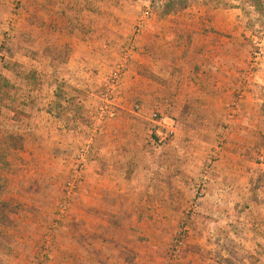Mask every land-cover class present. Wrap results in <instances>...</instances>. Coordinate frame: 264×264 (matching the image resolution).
Masks as SVG:
<instances>
[{
  "label": "rangeland",
  "instance_id": "374dc122",
  "mask_svg": "<svg viewBox=\"0 0 264 264\" xmlns=\"http://www.w3.org/2000/svg\"><path fill=\"white\" fill-rule=\"evenodd\" d=\"M161 4L0 0V264H264V13L171 15L202 14L210 43L195 74L211 105L189 129L127 84ZM111 11L127 28L113 44Z\"/></svg>",
  "mask_w": 264,
  "mask_h": 264
},
{
  "label": "crops",
  "instance_id": "0c3cea01",
  "mask_svg": "<svg viewBox=\"0 0 264 264\" xmlns=\"http://www.w3.org/2000/svg\"><path fill=\"white\" fill-rule=\"evenodd\" d=\"M113 14H115L113 11L106 13L103 17L111 18V21L106 20L105 22L103 20L102 22L105 23L102 24L101 22L98 25V40L100 42L104 40L105 43L113 44L120 39L119 34L126 36V26L122 27L121 21L120 23L117 22L118 26H116ZM190 14L192 15H186L184 12L169 16L166 19H157L156 17L151 19L143 35L138 39L143 54L142 58L136 57L134 60L135 67H138V71H136L138 73H132L127 78V84H133L132 88L134 89L138 83L143 82L145 84L144 100L159 104L161 112L168 115L166 117L169 119L172 116L173 121H176L180 115L187 113L185 122L189 125L186 127L192 129L196 128L194 116L198 114L197 112L201 115L208 113L211 97L207 79L198 80L195 74L198 68H203L201 73L206 71L208 74L210 73L207 65L210 43L200 31H197L200 28L198 24L201 23L198 19L203 15L201 14L196 18L193 15L195 13ZM195 18L197 21L194 23ZM195 34L198 39L194 38ZM215 49L220 51V47ZM220 54L222 53L217 56ZM197 57L199 59L195 60ZM223 59L220 58L216 62L219 86L224 82L222 74L226 70ZM139 73L142 75L139 76ZM74 77L73 75L70 76L71 79ZM222 99L221 97L217 100L216 104L222 105ZM192 117L193 123L190 125ZM119 130L118 128L116 133H119ZM107 139L110 138L107 137Z\"/></svg>",
  "mask_w": 264,
  "mask_h": 264
},
{
  "label": "trees",
  "instance_id": "16d2710c",
  "mask_svg": "<svg viewBox=\"0 0 264 264\" xmlns=\"http://www.w3.org/2000/svg\"><path fill=\"white\" fill-rule=\"evenodd\" d=\"M243 4L246 6H249L250 8L254 9L256 13L263 14L264 13V0H242ZM160 4V2L157 3V5ZM189 0H162V4L158 6L159 12H160V18H166L168 16H171L175 12L182 11L188 8ZM21 68V65L14 64L10 65V63L5 65V68L9 71H16V68ZM31 74V76H34V74Z\"/></svg>",
  "mask_w": 264,
  "mask_h": 264
},
{
  "label": "built area",
  "instance_id": "2783aa9c",
  "mask_svg": "<svg viewBox=\"0 0 264 264\" xmlns=\"http://www.w3.org/2000/svg\"><path fill=\"white\" fill-rule=\"evenodd\" d=\"M148 15H149V14L147 13V17H148ZM142 28H143V26L141 25L140 28H138V30H137L138 32H137V33H140V31H141ZM135 109H136V110H140V107H139V106H136ZM78 175H79V174H78ZM79 176H80V175H79ZM74 185H75L74 182H73V183H70V187L75 188ZM62 208L65 209V206L63 205Z\"/></svg>",
  "mask_w": 264,
  "mask_h": 264
}]
</instances>
